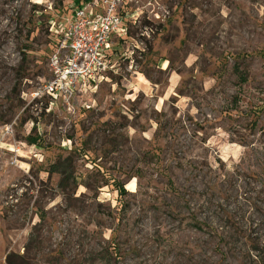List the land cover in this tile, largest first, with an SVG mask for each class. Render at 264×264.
I'll return each instance as SVG.
<instances>
[{"label": "rangeland", "instance_id": "obj_1", "mask_svg": "<svg viewBox=\"0 0 264 264\" xmlns=\"http://www.w3.org/2000/svg\"><path fill=\"white\" fill-rule=\"evenodd\" d=\"M77 3L0 0V264H264V0H134L69 108L35 93Z\"/></svg>", "mask_w": 264, "mask_h": 264}, {"label": "built area", "instance_id": "obj_2", "mask_svg": "<svg viewBox=\"0 0 264 264\" xmlns=\"http://www.w3.org/2000/svg\"><path fill=\"white\" fill-rule=\"evenodd\" d=\"M134 0H79L55 37L47 59L48 76L35 95L71 108L73 100L97 85L113 66L115 40L126 34L125 7Z\"/></svg>", "mask_w": 264, "mask_h": 264}, {"label": "trees", "instance_id": "obj_3", "mask_svg": "<svg viewBox=\"0 0 264 264\" xmlns=\"http://www.w3.org/2000/svg\"><path fill=\"white\" fill-rule=\"evenodd\" d=\"M77 2L79 3V0H77ZM233 69H234L235 73L238 75L239 81L245 82L246 81V77L244 75L245 73H243L241 70H239L240 69L239 65L235 64ZM51 169L55 172H57V171L65 172L66 171L65 168L63 169L58 164H54ZM68 177H70V175L65 176L62 180L64 182H68ZM114 185L116 187L115 189H116L118 195H123L125 193V188L122 184H120L119 182H116ZM33 241H34V235H33V233H31L29 236V239L25 245L26 249L29 248V246L31 245V243ZM16 257L17 256L14 253H10V252L7 253L6 258H5L6 264H17L16 260H15ZM20 264H28V263L21 262Z\"/></svg>", "mask_w": 264, "mask_h": 264}, {"label": "crops", "instance_id": "obj_4", "mask_svg": "<svg viewBox=\"0 0 264 264\" xmlns=\"http://www.w3.org/2000/svg\"><path fill=\"white\" fill-rule=\"evenodd\" d=\"M115 43H116V40H115V42H114V44H113V46H112V48H111V50L114 52L115 51V47H116V45H115ZM103 77H104V75H103ZM103 79V78H102ZM101 81V80H100Z\"/></svg>", "mask_w": 264, "mask_h": 264}]
</instances>
